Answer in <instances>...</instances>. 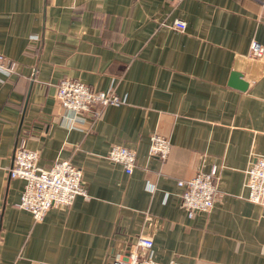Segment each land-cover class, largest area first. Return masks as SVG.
I'll return each instance as SVG.
<instances>
[{
    "label": "crops",
    "instance_id": "0c3cea01",
    "mask_svg": "<svg viewBox=\"0 0 264 264\" xmlns=\"http://www.w3.org/2000/svg\"><path fill=\"white\" fill-rule=\"evenodd\" d=\"M253 41L264 48L261 0H0V53L14 63L0 72V264H111L140 234L161 264H264V206L245 186L264 155ZM64 78L122 102L71 124ZM153 133L170 142L164 160L148 154ZM21 139L38 167L79 168L86 195L34 220L9 174ZM114 144L135 152L130 173L106 158ZM212 168L213 204L189 217L177 182Z\"/></svg>",
    "mask_w": 264,
    "mask_h": 264
},
{
    "label": "built area",
    "instance_id": "2783aa9c",
    "mask_svg": "<svg viewBox=\"0 0 264 264\" xmlns=\"http://www.w3.org/2000/svg\"><path fill=\"white\" fill-rule=\"evenodd\" d=\"M264 4V0H261ZM174 27L183 29L185 23L179 19L173 22ZM250 51L259 55L264 48L256 41L251 44ZM14 69V63L0 53V72L6 75ZM58 104L72 115L71 124L83 121L82 113H89L96 119L103 107L122 102L112 89L95 91L80 79H61L56 88ZM170 149L168 138L153 133L150 137L148 154L161 160L167 158ZM135 152L123 145L114 144L106 154L111 162L122 164L126 173H130L135 163ZM36 151L28 148L21 139L15 146L11 177L24 181L18 206L29 211L36 221H40L46 211L54 206H68L76 195H86L82 184V173L79 168L67 160H56L48 169L37 166ZM216 169L207 173H198L187 180L177 183L183 188L180 196L182 206L189 217L196 212L211 208L216 193ZM247 199L264 206V155L256 157L246 171ZM111 264H161L152 257V238L138 235L132 249L123 257L116 258ZM170 264H180L171 262Z\"/></svg>",
    "mask_w": 264,
    "mask_h": 264
},
{
    "label": "water",
    "instance_id": "95a60500",
    "mask_svg": "<svg viewBox=\"0 0 264 264\" xmlns=\"http://www.w3.org/2000/svg\"><path fill=\"white\" fill-rule=\"evenodd\" d=\"M236 78H237V76L235 75L233 80H234L236 83H238V80H237Z\"/></svg>",
    "mask_w": 264,
    "mask_h": 264
}]
</instances>
